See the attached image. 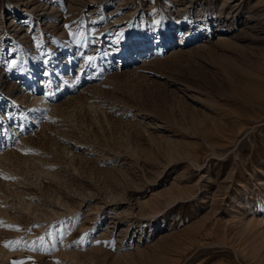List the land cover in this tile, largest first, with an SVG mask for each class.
<instances>
[{
    "label": "rangeland",
    "instance_id": "obj_1",
    "mask_svg": "<svg viewBox=\"0 0 264 264\" xmlns=\"http://www.w3.org/2000/svg\"><path fill=\"white\" fill-rule=\"evenodd\" d=\"M2 247L264 264V0H0Z\"/></svg>",
    "mask_w": 264,
    "mask_h": 264
},
{
    "label": "bare ground",
    "instance_id": "obj_2",
    "mask_svg": "<svg viewBox=\"0 0 264 264\" xmlns=\"http://www.w3.org/2000/svg\"><path fill=\"white\" fill-rule=\"evenodd\" d=\"M230 1H231V0H230ZM230 5H231V4H230ZM233 6H234V5H233ZM233 13H234V12H233ZM116 23H119L118 20L115 22V24H116ZM18 27H19V26H18ZM20 27H22V26H20ZM21 30H22V29H21ZM26 31H27V30H26ZM16 242H17V243H18V242H20V243H27V242L30 243V240H27V239H24V240L21 239V240H20V239H18V241H16ZM0 253L5 254V253H4V248H3V247L0 248Z\"/></svg>",
    "mask_w": 264,
    "mask_h": 264
},
{
    "label": "snow or ice",
    "instance_id": "obj_3",
    "mask_svg": "<svg viewBox=\"0 0 264 264\" xmlns=\"http://www.w3.org/2000/svg\"><path fill=\"white\" fill-rule=\"evenodd\" d=\"M89 59L91 60V57ZM17 230H19V229H17ZM6 246H8V245L6 244ZM57 264H59V262H57Z\"/></svg>",
    "mask_w": 264,
    "mask_h": 264
}]
</instances>
